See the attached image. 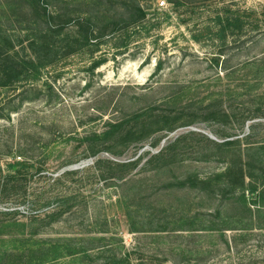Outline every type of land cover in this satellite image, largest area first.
Listing matches in <instances>:
<instances>
[{
    "label": "rangeland",
    "instance_id": "1",
    "mask_svg": "<svg viewBox=\"0 0 264 264\" xmlns=\"http://www.w3.org/2000/svg\"><path fill=\"white\" fill-rule=\"evenodd\" d=\"M166 1L162 8L158 0H50L74 22L109 24L137 4L147 17L98 50L62 44L36 79L0 83V264L26 263L41 245L55 244L94 249L89 259L57 264H103L114 254L130 264H264V213L251 217L238 195L210 182L248 154L259 151L264 161V31L251 22L222 35L217 23L230 7L258 13L264 30V0H190L194 8ZM47 22L33 0H0V81L6 61L28 63ZM152 110L171 115L155 129L178 128L126 150L117 142L115 155H89L90 135ZM137 159L124 181L94 169L99 160ZM16 163L17 179L4 187ZM191 179L208 184L181 186ZM58 205L61 217L51 224L46 215Z\"/></svg>",
    "mask_w": 264,
    "mask_h": 264
},
{
    "label": "trees",
    "instance_id": "2",
    "mask_svg": "<svg viewBox=\"0 0 264 264\" xmlns=\"http://www.w3.org/2000/svg\"><path fill=\"white\" fill-rule=\"evenodd\" d=\"M33 1L41 8V12H43L44 16L48 18L47 25L45 30L37 31V34L35 33L36 35L30 45L32 55L28 63L21 64L15 60L5 62L1 68L5 76L0 81L2 87L21 82V79H23L24 76L28 77L29 73L33 79H36L42 69L51 65L50 59L52 56H57L58 51L62 47L61 45L68 41H73L76 44L73 47L76 48L75 50H83L86 47L96 48V50H98L106 39L114 36L118 29H134L139 24L144 23L147 17L143 9L137 4L133 7V10H128V18L122 14L119 20L109 24H100L93 18L78 19L77 22H74L75 20L70 19L68 16L66 17L58 11L56 7L53 8L52 5L49 4L50 0ZM133 2L136 4V1ZM170 2L175 6H187L188 8H194L196 4L195 1L190 0H170ZM123 11L124 9L121 8L120 12ZM260 17L261 16L256 12H244V14H242L239 11H233L230 7H226L224 10V18L219 15L217 23L221 28L220 33L222 35H227V32L229 33L233 29L243 30L244 27L250 25L251 22L256 23L254 27L256 33L262 34L264 30L260 29V23L262 21ZM100 64V62L95 63V67H98ZM161 69V66H159L157 72L153 76L159 75ZM170 117L171 115L169 113H159L152 110L144 116L136 115L132 121L123 119L109 122L107 124V131L100 135L94 133L87 138L86 147L88 148V153L91 157H96L103 152H110L115 155L113 149L117 142H121V146L126 150L134 144L142 145L161 130H165L170 134L178 127L169 126L166 129L163 128L159 130L154 128L156 124L158 126L162 121L168 122ZM153 118H156L158 121L152 122ZM253 119V117H247L244 119V122ZM233 144V142L225 143L226 146H231ZM172 147L170 146L159 155L154 156V158L148 162L147 166L153 164L154 160L164 157ZM258 152L259 151L255 152L257 155L254 157L251 156L252 154H248L246 156V161L243 160L240 166L229 168L224 174L215 175L214 179L210 181H214L217 185L222 184L224 192L238 195V206L245 208V211H247L251 217H253L255 213L259 215L264 213V161L259 159L260 155ZM256 159L258 160L256 161ZM139 160L140 159H137L127 163L99 160L94 164V169L97 174L102 175L106 180L116 178L118 181H124L138 169L141 164ZM103 165H107V167L103 168ZM20 167H22V165L19 163L12 165L13 173L5 177L4 187L11 186L13 184L12 182H15L17 174L20 172ZM70 174L71 173H65L61 176V179H64ZM196 182H199L198 185H194ZM188 183H191L192 187L194 186L193 188H199L206 184L198 179H191L187 183H181V186H186ZM248 192L252 194L251 197H247L246 193ZM66 202L68 201L62 203L64 204ZM61 208L62 205H58L53 208V212L46 215V218L50 220L51 224L57 222L58 218L61 217ZM254 208L256 212H253ZM210 231H218L216 233H221V236L224 237V230H216L211 227ZM92 250L94 249L81 247L79 244L77 246L69 244L63 247L57 244L47 246L41 245L38 249L32 251L33 255L26 263H24V257H18L16 261L23 264H57L66 258L78 256H81L82 259H89ZM98 250H103V248L98 247ZM127 258L126 255L118 256L114 254L111 259L106 260L103 264H130ZM1 261H3V259H1Z\"/></svg>",
    "mask_w": 264,
    "mask_h": 264
},
{
    "label": "built area",
    "instance_id": "3",
    "mask_svg": "<svg viewBox=\"0 0 264 264\" xmlns=\"http://www.w3.org/2000/svg\"><path fill=\"white\" fill-rule=\"evenodd\" d=\"M159 1V5L162 8H166L167 7V1L166 0H158Z\"/></svg>",
    "mask_w": 264,
    "mask_h": 264
}]
</instances>
